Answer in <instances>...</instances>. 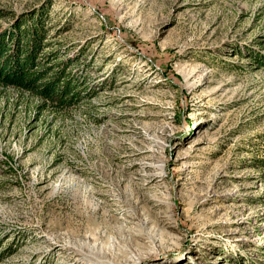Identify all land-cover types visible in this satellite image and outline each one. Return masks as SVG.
<instances>
[{
	"label": "rangeland",
	"instance_id": "1",
	"mask_svg": "<svg viewBox=\"0 0 264 264\" xmlns=\"http://www.w3.org/2000/svg\"><path fill=\"white\" fill-rule=\"evenodd\" d=\"M31 16L88 87L0 88V264H264V0H0Z\"/></svg>",
	"mask_w": 264,
	"mask_h": 264
},
{
	"label": "trees",
	"instance_id": "2",
	"mask_svg": "<svg viewBox=\"0 0 264 264\" xmlns=\"http://www.w3.org/2000/svg\"><path fill=\"white\" fill-rule=\"evenodd\" d=\"M33 18H16L5 29L0 27V88L33 97L38 108L73 104L79 98L78 91L88 85L72 78V59L60 62L57 52L44 49L47 29L42 20ZM28 20L30 26L25 25ZM257 62L264 66V56Z\"/></svg>",
	"mask_w": 264,
	"mask_h": 264
}]
</instances>
